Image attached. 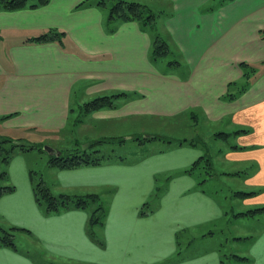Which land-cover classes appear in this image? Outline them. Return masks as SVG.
Returning <instances> with one entry per match:
<instances>
[{
    "label": "crops",
    "instance_id": "1",
    "mask_svg": "<svg viewBox=\"0 0 264 264\" xmlns=\"http://www.w3.org/2000/svg\"><path fill=\"white\" fill-rule=\"evenodd\" d=\"M147 1L165 2L160 8L172 3L173 14L163 15L158 26L170 35L181 64L165 67V61L153 63L151 36L137 21L116 22L114 31L109 32L107 12L98 0H50L36 9L0 10V37L3 32L19 34L0 54V134L21 141L12 132L66 130L77 87L89 98L127 92L130 95L117 107L96 110L93 118H180L200 113L207 123H228L232 130L222 131L227 135L221 136L234 138L235 143L223 150V159L226 165L250 164L251 171H230L227 167L221 174L244 178L251 190H236L234 194L245 204L264 206V0ZM51 29L65 32L62 44L59 40H30ZM240 62L253 65L254 70L248 87L236 91L229 100L224 98L229 84L246 80ZM84 103H79L80 109ZM187 149L181 145L161 151L132 166L123 158L111 157L73 168L48 162L52 169H61L60 194L85 195L107 188L113 193L111 203L118 205L112 209L120 214L130 211L120 218H133L139 235L133 234V228L132 233L113 235L108 211L104 226L98 230L104 229L103 246L86 233L87 210L46 216L41 212L30 163L23 151H17L7 164L8 180L15 189L0 196V223L24 227L30 233L16 235V248L0 245V264H38L31 255L37 252L75 264H105L108 256L114 257V264H226L229 259L264 264V228L258 236L233 237L242 249L232 252L224 250V243L212 230L183 239L179 236L186 228H207L224 216L220 204L203 186L208 179L200 183L195 172L183 173L201 155L195 153L190 159ZM147 164H151L149 171ZM173 170L181 171L171 177L160 197V215L139 216L138 208L157 187L156 175ZM241 192L251 194L242 196ZM166 207L172 209L168 220L163 218L167 213L162 216ZM147 228L150 231L144 233Z\"/></svg>",
    "mask_w": 264,
    "mask_h": 264
},
{
    "label": "rangeland",
    "instance_id": "2",
    "mask_svg": "<svg viewBox=\"0 0 264 264\" xmlns=\"http://www.w3.org/2000/svg\"><path fill=\"white\" fill-rule=\"evenodd\" d=\"M154 5L157 7L162 5L166 6L165 2L159 1H155ZM160 31L164 32L161 29ZM3 35V37H0L1 56L2 48H5L11 41H17L19 36V34H12L11 32H3ZM170 58V55L165 57L162 61H159V64L165 61V67H169L168 60H170ZM1 59L4 63L7 62L4 57H1ZM80 92V89L77 87L73 93L74 96L72 105L74 110L72 112V119L66 130L50 132H12V135L15 137L19 136L22 138L21 142H23L24 145L30 147L32 146L31 149L24 150L23 154H25L27 160L30 163V169L33 172L35 183L43 181L44 179L46 181L44 182L45 185L50 188L53 194H60L61 187L58 183V173L61 169H52V167L49 166L48 162L50 159V154H48V152L45 150L46 145L62 153H69L73 155L77 153H84L86 151L90 152L97 149L100 150L98 153L99 155L105 153L106 155H110L111 159L114 158L119 160L118 158H123V160L129 166L139 164L148 158L150 159L152 156L160 154L161 151L167 152L170 149L184 145L185 147L189 148L187 150H189L188 152L190 159L195 157V153L201 154L199 156V158L201 157L200 162L196 167H194L193 172H195L194 174L197 176V179L200 183L203 179H208V183H203V186L204 188L208 189V192L211 193L213 198L220 204L223 209L224 216L221 217L218 222L213 223L207 228L205 225L186 228V230H182L181 233H179V236L183 239L188 235L191 237L199 236V234H202L203 232L208 233L210 230H212L220 242L224 243V250L226 252H232L242 249L240 245L235 243L233 237L240 235H259L256 233H259L260 229L264 228V213H262V215L258 214L254 220L248 217H244L242 219L235 216L238 212L246 211L256 206L245 204L241 197L234 194L236 190L250 191L251 188L246 186L244 178L238 177L236 175L225 177L223 174H221V171H224V169H227V167L230 171H237L235 169H245L246 171H251L250 164L235 163L226 165V160L223 159V150H226L230 143H235L233 141L234 138L226 140L220 134H218L222 131L232 130L227 128L228 123H207L206 119L204 120L200 113H190L185 116H180V118H177V116L173 118H166L161 116L145 115L138 117L125 116L108 120H98L94 119L92 116V113L95 111L86 113L84 109H80L79 107V103L90 101L94 97H97L98 94L92 96V98H89L90 96H83ZM82 119H84V121ZM0 137L9 136L0 134ZM138 137L155 138L151 139V141L141 143L142 140H139ZM123 138L125 140H123L124 142L121 141ZM169 139L173 140L174 142L172 144L168 143L169 141L167 140ZM185 140H194L195 142H184ZM180 142L184 143L180 144ZM91 156L96 157L92 154ZM147 165L148 166H146V169L149 171L151 169V164ZM52 170L55 171L53 172ZM178 172L177 170H173L156 175L157 187L148 196L147 200L142 202L140 208H138L139 216H153V213H155L154 215H160V211L162 210L163 206V203L160 204V197L163 195V193H165L169 182L173 177L177 176ZM98 193L100 194L101 199L105 202L107 212L109 211L108 213L112 222L109 229L112 234L126 235L132 233L133 228V234L139 235V228L136 229L133 226V218H120L125 217V215L129 214L130 211L120 214L119 210L112 209L118 206L116 202H113V204L111 203L113 200V193H110L107 188L101 189V191ZM41 209L43 210L41 212H44L45 216L46 214L48 215V212L43 207H41ZM168 211L169 210L166 207L162 215L164 216V214L167 213L163 217L166 220H168L169 215H172V209L169 212ZM86 217L88 221L89 210L86 213ZM106 218L107 215L105 217V221ZM87 221L86 224L88 223ZM85 230L87 233V225ZM148 231H150V228H147L144 233ZM104 234V229L98 233L99 236H103ZM148 234L152 233L149 232ZM166 234H168V232H166ZM185 244L186 242H183V245ZM31 255L38 264H75L74 262L67 259L52 258L48 253L45 254L37 252L32 253ZM105 261V264H114L115 259L112 256H108L105 258ZM80 264L85 263L80 262ZM226 264L247 263H240L233 259H229L227 260Z\"/></svg>",
    "mask_w": 264,
    "mask_h": 264
},
{
    "label": "trees",
    "instance_id": "3",
    "mask_svg": "<svg viewBox=\"0 0 264 264\" xmlns=\"http://www.w3.org/2000/svg\"><path fill=\"white\" fill-rule=\"evenodd\" d=\"M50 0H0V10L14 11L24 8L36 9L47 5ZM112 2V3H111ZM103 11L107 12V26H109V32H113L116 22L120 21H137L142 29L151 36V52L150 58L153 63L157 64L165 57L171 56L168 60V66H174L181 64V56L179 50L172 42L170 35L162 33L158 26V20L164 15L165 17L173 14V6L169 1L167 8H160L155 6V1L150 2L147 0H99L97 3ZM113 25V26H112ZM65 32H59L51 29L39 36L33 37L32 41L42 43L59 40L63 43V35ZM239 66L244 72L245 82L239 84L232 82L229 84V92L225 95L226 99H233L237 93L245 90L250 82V76L253 72V65L247 62H240ZM130 94L127 92H116L111 95H101L86 103L81 107L85 112H93L103 108H115L118 102L124 100ZM12 115H8L9 117ZM220 135H227L226 133H218ZM139 138V137H138ZM123 139H121L122 142ZM144 140V138H139ZM184 142H180L182 144ZM32 146H26L18 139L9 137H0V196L6 193L14 191L15 186L8 180L7 164L13 158L18 150L24 151L31 149ZM100 150L86 151L84 153L69 154L63 153L61 157L50 156V165L57 167L73 168L80 165L98 164L104 158L110 157L103 153L99 155ZM94 155L96 157L91 156ZM97 154V155H95ZM201 159V158H200ZM200 159L195 161L191 168L184 170L186 173H191L194 167L198 165ZM35 196L37 202L48 213H57L64 210L71 209H83L89 210V218L87 223L88 235L100 246L104 245V240L98 235V230L105 224V217L107 215V208L105 202L101 199L98 193H89L85 195H71L61 193L55 195L51 192L50 188L45 185L43 181L36 182L34 185ZM242 196L249 195L251 193L241 192ZM264 213V206L248 209L243 212H239L237 215H243L246 217L255 216ZM98 228V229H96ZM18 233H30V230L19 226L6 227L0 224V245L11 248H16V235Z\"/></svg>",
    "mask_w": 264,
    "mask_h": 264
},
{
    "label": "water",
    "instance_id": "4",
    "mask_svg": "<svg viewBox=\"0 0 264 264\" xmlns=\"http://www.w3.org/2000/svg\"><path fill=\"white\" fill-rule=\"evenodd\" d=\"M144 138L149 139V138H154V137H144ZM45 150L48 152V154H50V156L57 157V158L62 156L60 151H58V150H56V149H54L48 145L45 146Z\"/></svg>",
    "mask_w": 264,
    "mask_h": 264
}]
</instances>
